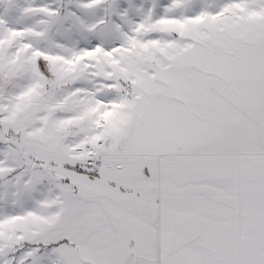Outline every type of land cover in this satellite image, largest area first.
I'll return each instance as SVG.
<instances>
[{"label":"snow or ice","instance_id":"1","mask_svg":"<svg viewBox=\"0 0 264 264\" xmlns=\"http://www.w3.org/2000/svg\"><path fill=\"white\" fill-rule=\"evenodd\" d=\"M0 264H264V0H0Z\"/></svg>","mask_w":264,"mask_h":264}]
</instances>
